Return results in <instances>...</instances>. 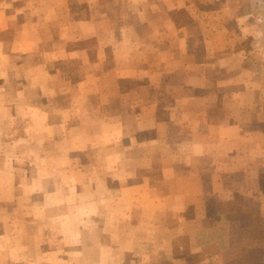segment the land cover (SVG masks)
I'll use <instances>...</instances> for the list:
<instances>
[{"label": "crops", "instance_id": "crops-1", "mask_svg": "<svg viewBox=\"0 0 264 264\" xmlns=\"http://www.w3.org/2000/svg\"><path fill=\"white\" fill-rule=\"evenodd\" d=\"M220 1L0 0V123L24 121L36 199L24 242L0 219V264H176L209 199L264 222V11L230 24Z\"/></svg>", "mask_w": 264, "mask_h": 264}, {"label": "rangeland", "instance_id": "rangeland-1", "mask_svg": "<svg viewBox=\"0 0 264 264\" xmlns=\"http://www.w3.org/2000/svg\"><path fill=\"white\" fill-rule=\"evenodd\" d=\"M114 1V0H110ZM221 6L214 8V4L207 5L206 12L210 10H217L218 14L226 19L227 22L232 24L233 17L239 15L242 16L248 11L262 13L264 6L260 3V0H251L245 2V0H221ZM263 10H262V9ZM256 15V14H255ZM264 15V13H263ZM177 20L186 19V14L182 11L175 13ZM0 123V127L7 126L11 134H8L0 146V158L11 159L10 171L15 180L12 185L13 191L20 197L13 198L10 201L0 200V219H9L14 223H24V203L36 201L35 198L24 201V170L25 173L33 171L35 169H24V160H26L27 152L24 150L27 148L24 142V137L17 135L18 131L23 129L24 121L19 120L18 117H14L12 122H7L6 125ZM30 185L26 184L25 190ZM254 206H251L253 208ZM248 211V210H247ZM4 212V213H3ZM208 215L203 221V232L195 234L191 240L192 244L204 242V248L197 249V247H186L182 249H174V254L179 256L180 260L176 264H228L231 257L235 255H241L238 258V264H264V222L261 223L257 217L253 216V211L248 215H231V219H236V223H227L229 219L228 215L222 217L216 216L214 209V202L211 199L207 203ZM249 212V211H248ZM236 217V218H235ZM22 218V221H21ZM250 223V224H249ZM245 224H249L246 227ZM254 224V226H253ZM21 228L18 232L11 234L13 241L24 242V225L20 224ZM10 224H3L0 221V239L3 234L8 233L4 230L10 228ZM12 232V230H11ZM8 235V234H7ZM188 241L185 236H179L174 239V244L179 245ZM190 243V242H189ZM252 249L249 256L246 258L247 252ZM19 253L18 249H14L11 254L6 253L10 259H15L16 254ZM5 255V252L0 251V259ZM241 257H243L241 259ZM246 258V259H245ZM245 259V261H243ZM13 263V262H12ZM236 264V263H231Z\"/></svg>", "mask_w": 264, "mask_h": 264}, {"label": "trees", "instance_id": "trees-1", "mask_svg": "<svg viewBox=\"0 0 264 264\" xmlns=\"http://www.w3.org/2000/svg\"><path fill=\"white\" fill-rule=\"evenodd\" d=\"M250 252H252V249L250 250V251H248L247 252V255H242V256H246V258L249 256V253ZM239 256H241V255H239ZM239 256L238 255H235V256H233V257H231V259L228 261V264H231V263H236V264H238L237 262H238V258H239ZM243 257H241V259H242ZM245 258V259H246ZM245 259H243V261H245ZM245 264H250V263H248V262H246Z\"/></svg>", "mask_w": 264, "mask_h": 264}]
</instances>
